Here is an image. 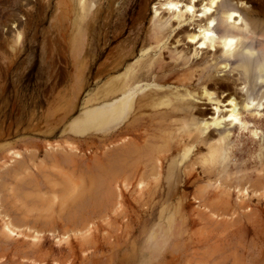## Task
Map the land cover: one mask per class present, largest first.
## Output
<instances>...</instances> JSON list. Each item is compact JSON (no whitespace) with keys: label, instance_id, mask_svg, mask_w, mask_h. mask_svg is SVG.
Returning a JSON list of instances; mask_svg holds the SVG:
<instances>
[{"label":"rangeland","instance_id":"374dc122","mask_svg":"<svg viewBox=\"0 0 264 264\" xmlns=\"http://www.w3.org/2000/svg\"><path fill=\"white\" fill-rule=\"evenodd\" d=\"M221 1L207 18L211 0H0V264H264V86H229L220 44L236 11L263 61L264 0Z\"/></svg>","mask_w":264,"mask_h":264},{"label":"bare ground","instance_id":"6f19581e","mask_svg":"<svg viewBox=\"0 0 264 264\" xmlns=\"http://www.w3.org/2000/svg\"><path fill=\"white\" fill-rule=\"evenodd\" d=\"M219 2H222L221 0H211V3L212 5L210 6H206L205 9H204V12L201 14V16H207L211 13V11L213 10L212 7L214 6H217ZM169 3V2H168ZM169 4H173V3H169ZM229 4V3H228ZM82 6V9H81V12H89V6L88 4L84 1L82 2L81 4ZM208 5V4H207ZM229 6V5H228ZM187 11H189L191 14L194 12V7L191 4L187 5ZM173 13V12H172ZM177 13V12H176ZM181 13H179L178 15H180ZM183 14V13H182ZM223 14V16H222ZM176 15V14H175ZM174 15V16H175ZM184 16V15H183ZM195 15H193L194 17ZM216 16V15H214ZM240 17V15L236 12V11H227V12H223L221 13V22L223 23V25L225 26V28L227 29L226 30V34L221 37V41H220V44L222 45V49L223 51L228 55L230 56L231 58H234L236 61L239 59V61H241V64L239 65L240 67H234L232 70L230 69L229 72H232L233 70H238V74H237V77L231 75V76H227L226 79H228L230 82L228 83L229 86L231 85L232 87L235 85H238V83L240 81H243V82H246L247 83V88L246 89H243V91H245L246 93H243V95H247L248 98H255V97H260V95L258 94L259 90H262L261 88L264 86V60L263 61H258L256 57H253V56H250V55H246L244 52H243V49L248 46L247 42L245 41H241L239 40V35L241 32L240 30H237L235 29L233 26L235 24H238V21H237V17ZM196 17V16H195ZM183 18V17H182ZM207 18H209V16H207ZM193 19V18H192ZM186 20V19H185ZM216 20V19H215ZM165 21V20H164ZM189 21V19H188ZM208 21V20H207ZM242 21V20H241ZM90 22V21H89ZM88 22V23H89ZM182 22V21H181ZM204 22V21H203ZM187 23V22H185ZM251 23V22H250ZM249 23V24H250ZM206 24V23H205ZM217 24V23H216ZM158 25V24H157ZM179 25V24H178ZM222 25V24H221ZM84 26V25H83ZM159 26V25H158ZM157 26V27H158ZM215 26V21L214 19H210L209 22H208V27H211V28H214ZM89 28V27H88ZM162 28V27H161ZM201 28V27H200ZM187 29V28H185ZM218 29V28H217ZM215 30V29H214ZM220 30V29H219ZM202 32V38H203V41L201 42V45H207L206 42L209 40H212L210 39L211 36L214 35V33L211 31V29H208V28H204L201 30ZM222 31V29H221ZM225 31V29H224ZM216 32V31H215ZM247 32V31H246ZM85 33V32H84ZM89 33V32H88ZM198 33V32H197ZM251 33V32H250ZM255 34V33H254ZM86 35V34H85ZM155 35L157 36L158 34L155 33ZM182 35V34H181ZM219 35V34H218ZM242 35L243 32H242ZM248 35V34H247ZM161 36V35H159ZM246 36V35H245ZM220 37V36H219ZM85 38V37H84ZM83 40V39H82ZM159 41V40H158ZM213 41H215L213 39ZM83 43V42H82ZM87 43V42H86ZM88 44V43H87ZM84 45V44H83ZM257 45V44H256ZM262 45V44H261ZM215 46V43L213 44V47ZM83 48V47H82ZM124 49V48H123ZM249 49V48H248ZM210 50V49H209ZM123 51V50H122ZM132 51V50H131ZM217 51V50H216ZM251 51V50H250ZM153 52V51H152ZM159 52V51H158ZM172 52V51H171ZM182 52V51H181ZM210 52V51H209ZM85 53V52H84ZM125 53V52H124ZM161 53V52H160ZM173 53V52H172ZM217 53V52H216ZM261 53V52H260ZM253 54V53H252ZM256 54V53H255ZM258 54V53H257ZM160 55V54H159ZM177 55V54H176ZM175 56V55H174ZM87 57V56H86ZM182 57V56H181ZM181 57L179 60H181ZM220 57V55H219ZM120 58V57H119ZM83 59V58H82ZM223 59V58H222ZM178 60V61H179ZM202 60V59H201ZM126 62V61H125ZM177 62V61H176ZM190 62V61H189ZM255 63V65L253 63ZM112 63V62H111ZM115 64V63H114ZM175 64V63H174ZM86 65V64H85ZM113 65V64H112ZM189 66V64H187ZM194 65V64H193ZM196 65V64H195ZM194 65V66H195ZM229 65V64H228ZM234 65V64H233ZM237 65V64H236ZM120 66V65H119ZM171 66V65H170ZM227 66V65H226ZM230 66V65H229ZM238 66V65H237ZM130 67V66H129ZM157 67V66H156ZM175 67V66H174ZM231 67V66H230ZM112 68V67H111ZM114 68V67H113ZM121 68V67H120ZM186 68V67H185ZM189 68V67H188ZM194 68V67H193ZM200 68V67H199ZM214 68V67H212ZM238 68H241V69H238ZM184 69V68H183ZM198 69V68H197ZM211 69V68H210ZM117 70V69H116ZM120 70V69H119ZM168 70V69H166ZM173 70V69H172ZM220 70V69H219ZM218 71V70H217ZM226 71V70H225ZM82 72V71H81ZM113 72V71H112ZM193 72H195L193 70ZM220 72V71H219ZM115 73V72H114ZM133 73V72H132ZM155 73V72H154ZM192 73V72H190ZM197 73V72H196ZM159 74V73H158ZM231 74V73H230ZM236 74V73H235ZM153 75V74H152ZM178 75V74H177ZM194 76V75H193ZM204 76V75H203ZM212 74L209 75L208 79H213L212 77ZM183 77V76H182ZM128 80H127V83H126V87L125 89H123V91L130 93L132 92L133 93V90H132V87L130 88V82L132 81L134 83L135 81V78L134 76H128L127 77ZM179 78V77H178ZM224 78V77H223ZM170 79V78H169ZM185 79V78H184ZM192 79V78H191ZM207 79V77L205 78ZM222 79V78H221ZM141 80V79H140ZM164 80V79H163ZM167 80V79H166ZM179 80V79H178ZM182 80V79H181ZM186 80V79H185ZM175 81V80H174ZM177 81V80H176ZM184 81V80H183ZM200 81V80H199ZM180 82V81H179ZM170 83V82H169ZM204 83V82H203ZM226 83V82H225ZM165 84V83H164ZM174 84V83H173ZM177 84V83H176ZM114 85V88L115 89H118L119 88V81L116 80L114 81L113 83ZM201 85V84H200ZM211 85V84H210ZM209 85V86H210ZM215 85V84H214ZM170 86V85H169ZM196 86V85H195ZM194 86V87H195ZM198 86V85H197ZM216 86V85H215ZM228 86V85H227ZM180 87V86H179ZM189 87V86H188ZM208 87V86H206ZM238 87V86H237ZM186 88V87H185ZM201 88V87H200ZM156 89V88H155ZM159 89V88H158ZM189 89V88H188ZM196 89V88H195ZM211 89V88H210ZM241 89V88H240ZM132 90V91H131ZM143 90V89H142ZM141 90V91H142ZM153 90V89H152ZM181 90V89H180ZM185 91H187V88L184 89ZM200 90V89H199ZM157 92V91H156ZM179 92V91H178ZM139 93V92H138ZM137 93V94H138ZM158 93V92H157ZM177 93V92H176ZM202 93V92H201ZM239 93V92H238ZM124 94V93H123ZM146 94V93H145ZM166 94V93H165ZM190 94V93H189ZM203 94V93H202ZM257 94V96H256ZM141 95V94H140ZM154 95V94H153ZM161 95V94H159ZM196 95V94H195ZM264 96V91L263 93L261 94ZM127 94H125V97L124 98H121L119 101H117L114 106H113V112L115 114V116L117 117H120L121 115V112L126 110L127 112H130V111H133L136 109V105H134L133 107L131 108H128L127 104L128 103H131L128 98L126 97ZM136 96V95H134ZM149 96V95H148ZM147 96V97H148ZM118 97V96H117ZM115 97V98H117ZM131 97V96H130ZM129 97V98H130ZM169 98V97H168ZM131 99V98H130ZM185 99H188V98H185ZM191 99V98H189ZM209 99V98H208ZM246 99V98H245ZM143 100V99H142ZM176 101V100H175ZM178 102V101H177ZM232 102V109L230 111V114L228 115V120L230 121L229 124H235L237 122H241L240 118H239V111H238V106H237V103L235 101H231ZM247 104V105H246ZM252 105H254V101H247V103H245V105H243V110L245 112H248L249 111V107H252ZM150 106V104H149ZM145 107H144V104L142 103V105H139V109L140 110H143ZM150 110L152 112H156V111H159L160 112V115L161 113H165L164 115H161L158 116L159 119L157 118H152L151 120H148L149 123H154L156 125H162L161 127V131L163 133V130H166L165 127L168 128V125L171 124L174 120L173 116L176 115V107H174L170 101H167V100H164L162 103H152V105L150 106ZM196 110V108H195ZM252 111V110H251ZM158 112V113H159ZM201 114H203V111H200ZM205 113V112H204ZM129 114V113H128ZM166 114H169V115H166ZM258 116V115H257ZM122 117V116H121ZM145 117V116H144ZM197 117V116H196ZM203 117V116H201ZM151 118V117H150ZM178 118V117H177ZM253 118V117H252ZM123 119V118H122ZM129 119V118H128ZM127 119V120H128ZM146 119V118H145ZM143 120V119H142ZM185 120V119H184ZM116 121V120H115ZM136 121V120H135ZM146 121V120H145ZM184 122V121H183ZM126 123V122H124ZM133 123V122H132ZM178 123V122H177ZM187 123V122H186ZM222 121L219 120V119H214L213 122H207L205 123V126H207V128L210 129V132L209 134H212L215 130V128L213 126H219L221 125ZM185 124V123H184ZM160 125V126H161ZM177 125V124H176ZM175 125V126H176ZM186 125V124H185ZM119 128V127H118ZM156 129V128H155ZM175 129V128H174ZM122 131V130H121ZM120 131V132H121ZM148 131V130H147ZM155 132V131H153ZM114 133V132H113ZM203 134V133H202ZM201 134V135H202ZM158 133L155 135L157 137ZM118 137V136H117ZM121 153L124 154L126 153L124 150H121ZM127 155V158L129 157L130 159V156L126 153ZM113 160H114V167L115 168H125V164L126 162L128 161V159L126 158V162L122 163V162H119V158L121 157L119 152H114L113 154ZM132 158V157H131ZM117 171V170H116Z\"/></svg>","mask_w":264,"mask_h":264}]
</instances>
